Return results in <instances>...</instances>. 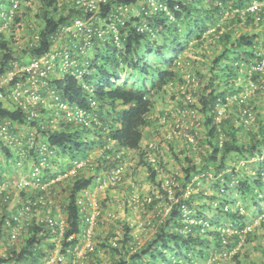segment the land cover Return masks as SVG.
Listing matches in <instances>:
<instances>
[{"label": "trees", "instance_id": "trees-1", "mask_svg": "<svg viewBox=\"0 0 264 264\" xmlns=\"http://www.w3.org/2000/svg\"><path fill=\"white\" fill-rule=\"evenodd\" d=\"M77 1L0 0V6L7 5V11L0 12V73L11 67L13 59L26 64L44 55L54 44L58 28L75 17L104 22L107 29L117 28L104 40L93 33V44L87 49L69 43L67 38L61 40L62 55L42 87V91H54L63 102L83 110L86 121L66 118L52 102H40L36 121L28 123L29 113L22 107L11 102L0 105L2 119L37 126L39 140L52 149L42 170L45 181L84 161L75 175L61 180L67 194L62 206L66 224L61 252L72 257L65 264H264V243L260 242L264 233H259L264 230V69H257L264 60V0H158L175 17L159 11L150 17L151 31L145 32L138 31L142 15L129 17L124 24L112 16L115 5L139 0H94L100 2L95 10H86L87 5ZM257 3L259 9L252 10ZM23 23L26 33L15 38V28ZM259 26L263 29L257 31ZM5 31H10L13 40L5 39ZM103 47L107 53L101 51ZM191 48L199 49L200 54L189 62L196 73L194 82L187 81L185 68L178 64ZM92 49L97 53L90 57ZM200 61H206L207 73L199 68ZM191 88H195L193 103L186 100ZM170 90H174V99H178L177 92L184 98L177 112L189 104L199 109L201 119L196 128L199 131L191 132L192 141L185 139L180 154L168 140L167 148L177 158L180 170L164 180L161 139L153 138L154 146L151 142L143 147L142 143L145 130L156 123L151 112L157 95ZM60 148L77 156L67 164L51 160ZM0 149L11 158L8 147L0 143ZM131 152L148 171L147 178L154 186L148 196L140 195L139 204L154 208L161 198L170 211L164 214L159 207L154 208L150 224L154 234L146 243H138L137 233L126 222L120 238L114 231L112 237L97 243L90 236L93 248L74 261L75 248L88 240L91 204L86 191L94 192L101 184L98 177L106 179ZM133 186H127L129 198L135 191ZM43 194L35 190L29 196L39 209L46 212L49 208L55 214L57 208L49 199L42 205ZM27 197L23 195V199ZM103 214L100 210L95 229L105 223ZM4 219L1 213L0 237ZM55 227L60 232L61 227ZM28 230L22 250L11 247L0 263L44 264L51 258L55 248L51 238L57 236L53 228L38 219ZM252 246L261 252L260 259L248 251Z\"/></svg>", "mask_w": 264, "mask_h": 264}, {"label": "built area", "instance_id": "built-area-1", "mask_svg": "<svg viewBox=\"0 0 264 264\" xmlns=\"http://www.w3.org/2000/svg\"><path fill=\"white\" fill-rule=\"evenodd\" d=\"M100 2H108L109 0H99ZM79 4L87 5L86 10H95L99 7V3L94 0H78ZM252 10L259 9L258 3L251 7ZM112 16L121 23H125L129 17L144 16L142 24L138 25L139 32H145L150 30V17L157 14L159 11L166 12L171 18L174 14L169 10L168 6L158 0H139L136 3L121 4L113 7ZM117 28L112 27L107 29L104 26V22H92L87 19L75 17L70 23L61 25L56 35L54 36V44L44 55L34 57L28 63L23 64L16 59L11 62V67L4 73H0V105H6L9 102L14 106L22 107L29 115L27 116L29 122H35L37 117L36 108L38 104L45 103L49 105L50 102L61 108L65 117L69 119H78L82 122L86 121L85 112L76 106H70L63 102L60 97L54 91H42V87L46 85V79L53 72V69L57 67V58L62 55L60 41L65 38L69 39V43L82 44V47L87 49L88 46L93 44V33H96L99 38L106 39L107 34ZM119 34L115 37L118 40ZM67 50V46L65 47ZM1 63V55H0ZM62 65V64H61ZM67 64L64 68H67ZM258 70L264 69V60L262 64L257 67ZM16 81V82H15ZM96 104V102H93ZM17 108V107H16ZM223 112V109H220ZM187 128L184 125V120L178 118L176 120L175 128L173 129L174 135H180ZM38 128L35 125H25L20 121L4 120L0 117V143L4 147H8L11 153V158H8V162L3 166V159L1 153L7 156L4 150L0 149V214L5 216L4 230L0 237V258L7 257L8 251L11 247L15 248L17 252L22 250L26 239L29 237L28 229L31 227L34 221L40 219L43 222H48L50 227L53 228L55 235L62 234L65 228V215L61 205L52 201V197L55 194L54 183L59 180H63L69 175H75L77 169L84 165V161L75 163V166L67 172L61 173V177L56 175L51 180L45 181L42 174V170L48 165V158L52 156L53 151L49 146L41 142L38 138ZM172 135V134H171ZM188 136L189 140H193L192 136ZM151 146H154L151 144ZM154 160V158L152 159ZM16 164V165H13ZM13 166V170L10 171L9 167ZM28 169V173L24 174L19 171V167ZM125 174V166L119 165L112 172L108 174V177L103 180V175L98 177V182L101 185L118 184L123 181ZM169 180L166 181L168 186ZM35 190H42L43 194L40 199L42 205H44L49 199L50 203L57 208L55 214H52L49 208L41 210L36 206V201L30 198V194ZM28 194L26 199H23V195ZM87 199L91 206L93 203V191H86ZM20 195V198L17 199ZM141 201L140 194L133 192L130 197L131 203H139ZM147 201H151L148 198ZM3 207V208H2ZM171 207L166 205L163 209L164 214L170 211ZM99 211L97 212L98 215ZM5 214V215H4ZM91 220V218H90ZM91 222V221H90ZM61 227L58 232L55 225ZM86 230L88 240L83 247H76V253L73 256L74 261L84 256L87 248H93L89 235L91 232ZM56 237V236H54ZM19 241L17 244L16 241ZM53 243L54 240H52ZM22 243V245H20ZM3 248L2 251V247ZM60 247V246H59ZM57 247V248H59ZM55 247L51 258L46 260L44 264H65L66 261L72 259V257H66L63 250V246L59 250ZM2 251V252H1ZM0 264H16L15 262L7 263L2 261Z\"/></svg>", "mask_w": 264, "mask_h": 264}, {"label": "rangeland", "instance_id": "rangeland-1", "mask_svg": "<svg viewBox=\"0 0 264 264\" xmlns=\"http://www.w3.org/2000/svg\"><path fill=\"white\" fill-rule=\"evenodd\" d=\"M4 5L0 6V12L7 11V8H6L7 5L5 6ZM30 16L31 17L35 16V9L33 10V12H31ZM0 27L1 28L3 27L1 17H0ZM19 27L15 28V32H16L15 38H19L20 36L23 37V35L26 33L25 23H23V25L22 26L20 25ZM261 29L263 28L259 26L257 31H260ZM170 34L175 35V31L171 30ZM4 35H5L4 37L6 40L8 41L13 40V38L10 37V31H5ZM101 51H103L104 53L108 52V50L104 47L102 48ZM96 53H97V50L92 49L90 50L89 56L90 57L95 56ZM187 54H189L188 62H191V58L198 59L200 57L199 49H193V48L187 49L183 55L186 56ZM200 63L201 64L199 68L200 67L203 68V70L207 73L208 72L207 66H205L206 61L205 62L200 61ZM84 64H85V61H83L81 65L84 66ZM192 65L193 63L187 64L188 68L184 69L183 72L184 73L191 72L192 75H195L196 74L195 71L191 69ZM173 94H174V90H170V92L160 93L159 95H157L156 103L154 105V108H153L154 110L152 114H159V113L164 114L165 112L167 113L170 112V113L168 114L167 122L164 125H162L161 123H157L156 128L155 126H153L151 129L145 130V138L143 139V143H142V146L146 147L148 143L153 142V138L157 137L161 139L162 145H164V148H165V150L161 148L159 152L160 158L162 157L164 160V166L160 167L161 178L164 180L171 179L172 174L177 173L180 170V166L178 164L177 158H175L174 155L171 153V151L168 150L169 148L168 140L171 139L173 141V143L176 145L175 151L179 154L181 153L180 151L181 149H183V146L185 145V141H186L185 140L186 137L183 134H180L176 137H173V135L170 134V131L176 124V117H177V110H178L177 108L181 107L180 104L182 103V101H184L182 94H180L179 92H177L178 99H174L172 96ZM61 118L63 117L61 116ZM189 125H191L190 120H189ZM157 127H159V130H157ZM191 127H193V129L191 128L187 129L188 132L193 131L195 132V134H197L196 132L199 131V128L196 129L194 125H192ZM150 132L152 133L151 136H150ZM153 132L155 134H153ZM164 142H167V143H164ZM98 151L99 150L96 148L94 153L97 155ZM74 155L77 156V154L72 153L69 150L64 151L62 148H60L59 154H56L55 156H53L51 160H56L61 163L64 162L65 164H67L72 159V156ZM126 155L127 156L123 163V165L125 166V175H124L123 181L118 184L108 183L107 185H101L97 187L95 191L93 192V203H92V206H90L91 208V220L90 221L91 222L87 230H89L88 231L89 233L91 232L89 236H94L96 243L99 240L109 237L110 234L112 235V231L116 232L115 235L118 234L117 236L120 238L121 235H123V232L125 231L124 228H125V225H127L125 223L129 222L131 225V228H134L133 232L137 233L136 235L138 236L137 237L138 243L142 245L146 243V241H148L154 234L153 225H150L151 223L154 222V217L156 214L154 208L159 207V210L162 209L160 213H164L163 209L166 206V202L163 200L161 201L160 200L161 198L159 199L156 197L159 201L155 204L154 208H150L147 206L145 207L144 205H140L139 203L134 204L130 202V198L128 196L129 192H126L128 190L127 189L128 184L129 185L134 184L133 186L134 187L133 189H135L134 192L142 196H148V193L150 192V190L154 188V186L152 185V182L147 178L148 171L137 163L138 157L134 158L135 156L133 152L128 153ZM1 157L3 159V166L5 167V163L8 162V157L2 153H1ZM196 157L197 159L200 160L199 158L200 155L197 154ZM182 158H184V156H182ZM13 165H16V164H13ZM135 167H136V173L134 171ZM18 169L24 174L28 173L27 168L19 167ZM9 170L12 171L13 166L9 167ZM61 176L62 175H59L58 177H61ZM53 177H51L49 180H51ZM64 185L66 184L61 182V180L56 181L54 183V188L56 189L55 194L51 198L53 202H55L58 205H61V207L65 203V195L67 196V194H65L66 186ZM207 188H209L208 191H212L211 187L208 186ZM157 193L159 194V192ZM130 194H132V192ZM158 197H161L160 194L158 195ZM16 198L19 199L20 195ZM170 199H173V194H171ZM100 210H103V213H104L103 221H105V223L101 224V226H98L97 229H95L96 227L95 219L97 217V212ZM209 214L212 215L213 213L210 212ZM258 222H259V219H257L254 222V225L258 224ZM259 233L260 235H262L264 233V230L260 229ZM51 239L54 240V242H56L55 243L56 248L59 246L61 247V234ZM16 242L17 244L19 243L18 240ZM260 242H262V244L264 243V236L260 239ZM20 245H22V243H20ZM60 247L57 248V250H59ZM3 248H5V246L2 247V251H3ZM248 251L252 254V256L256 260L260 259L261 252L258 251V249L252 246L250 249H248Z\"/></svg>", "mask_w": 264, "mask_h": 264}, {"label": "clouds", "instance_id": "clouds-1", "mask_svg": "<svg viewBox=\"0 0 264 264\" xmlns=\"http://www.w3.org/2000/svg\"><path fill=\"white\" fill-rule=\"evenodd\" d=\"M172 13H173V12H172ZM173 14H174V13H173ZM174 17H175V16H174ZM149 23H150V30H149V31H151V22H150V20H149ZM184 53H185V52H184ZM186 56H187V55H186ZM186 56H184V58L182 57L181 60H178V64H179V66H180V67H183V68H185V69H186L185 65L190 64V63L188 62V59L185 58ZM185 61H187V64H185ZM184 74H185V78L187 79L188 82H194V81L196 80V78L194 77V75H192L191 72L184 73ZM185 85H186V84H185ZM186 88H187V86H186ZM194 89H195V88H191V90H190L191 92L187 93V96H186V100L189 101L190 103H193V102H195V100H196L195 95H194V92H193ZM183 93H186V90L183 91ZM184 106H185V107L182 106V110H183V111L177 112L176 120H177L178 118H181V119L184 120V125H187V128L185 129V131L182 132V134L185 135L186 138H188L187 134H188L189 136H192V133H191L192 131H191V132H188L187 129H190V128L193 129V127H191L192 125H194V127L197 128V126H198L199 123H200L201 113H200L199 109L196 108L195 106H189V104H185ZM222 109H224V108H222ZM153 110H154V109H153ZM153 110H152V112H151V117H152L153 119H155V122H156L155 125H153V126H155V128H156L157 123H161L162 125H164V124L167 122L168 114H169L170 112H168V113L165 112L164 114H161V113H159V114H152V113H153ZM223 112H224V111H223ZM189 120H190L191 125H189ZM175 125H176V124H175ZM175 125H174V127L172 128V130L170 131V134H172L173 137L178 136V135H174V134L172 133V132H173V129L175 128ZM157 130H159V127H157ZM150 143H151V142H150ZM151 144H153V142H152ZM153 145H154V144H153ZM154 158H155V157H154Z\"/></svg>", "mask_w": 264, "mask_h": 264}]
</instances>
